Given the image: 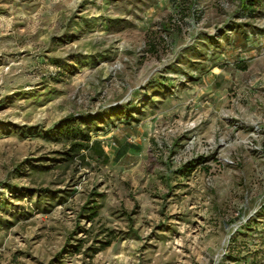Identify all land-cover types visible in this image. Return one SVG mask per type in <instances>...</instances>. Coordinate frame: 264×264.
<instances>
[{"label": "rangeland", "instance_id": "rangeland-1", "mask_svg": "<svg viewBox=\"0 0 264 264\" xmlns=\"http://www.w3.org/2000/svg\"><path fill=\"white\" fill-rule=\"evenodd\" d=\"M243 1L0 0V264H264Z\"/></svg>", "mask_w": 264, "mask_h": 264}, {"label": "trees", "instance_id": "trees-1", "mask_svg": "<svg viewBox=\"0 0 264 264\" xmlns=\"http://www.w3.org/2000/svg\"><path fill=\"white\" fill-rule=\"evenodd\" d=\"M243 1V0H242ZM242 8L243 9H247V6H246V4H245V0L243 1V3H242ZM87 118H89V116L87 115V116H84V117H81L80 119H81V121H83L84 123H86L87 122ZM73 120H76V118L74 117V116H69L68 118H66V119H64L63 121H62V123L63 124H66V126H64V129H70V121H73ZM81 124V123H80ZM80 124L74 129V128H71L70 129V131H74L75 132V136H77L78 135V133L84 138V139H86V141H88L89 140V138H90V135H89V133L90 132H86V131H84L83 130V128L80 126ZM57 131V130H56ZM71 244H67L63 249H62V251H60L56 256H55V258H54V260L53 261H57L58 260V258L62 255V254H64V253H68V248H69V246H70Z\"/></svg>", "mask_w": 264, "mask_h": 264}]
</instances>
